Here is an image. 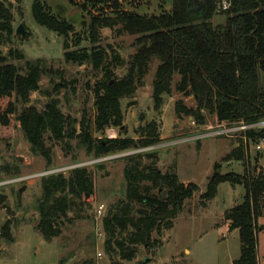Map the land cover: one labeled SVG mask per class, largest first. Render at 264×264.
<instances>
[{
	"label": "rangeland",
	"instance_id": "obj_1",
	"mask_svg": "<svg viewBox=\"0 0 264 264\" xmlns=\"http://www.w3.org/2000/svg\"><path fill=\"white\" fill-rule=\"evenodd\" d=\"M88 1L93 2L46 0L54 14L74 24L75 32L82 36L79 47L90 52L93 47L102 51L105 61L98 67L92 62L76 64L65 60L63 37L36 23L32 14L33 0H7L12 5L14 35L8 39L3 34L0 51L21 74L27 73V64H36L38 61L43 72L38 89L31 92L27 99L14 96L13 125L7 128L0 123V178L36 175L51 170L69 176L74 167L80 165L90 172L95 193L93 197H87L85 205L74 199L69 221L64 220L61 226V235L51 237L44 236L37 229L40 221L38 200L42 192L41 177L0 188V264H229L230 256L240 257L241 240L239 232L230 231L226 225L225 211L244 201L245 190L241 186L233 187L230 183H224L209 203L202 202L201 195L207 189L215 165L219 166L223 174H242L249 165L250 168L264 171V166L260 164L264 160V148L257 151L254 147L256 142L246 140L243 132L235 137L183 141L189 136L207 132L205 130L208 128L217 127L216 117L204 111L205 127L198 125V120L192 117H178L177 102L183 101L188 107L195 106L193 96L185 97L176 91V84L180 80L178 75L174 76L171 93L156 103L153 85L160 65L157 58L150 62L146 75L136 84L137 90L133 96L122 99V125L107 127L96 133L95 91L106 82L108 71L113 73L110 84L127 76L129 62L138 50L137 40L141 36L124 32L120 26L112 29L106 27L97 31L98 41L94 44L90 28L92 15L113 16L117 8L140 15H159L162 11H171L172 0H119L118 5L113 0V3L104 4L96 0L95 6ZM225 21V15L220 14L212 22L219 26L224 25ZM21 24L28 35L16 33ZM76 38L75 35L70 36L72 51L80 49L74 46ZM16 53H20L23 58H17ZM117 55L124 61L122 65L115 62ZM259 78L263 85V72H259ZM6 103L7 100L0 101V106ZM51 104H57L62 113L77 122L74 126L76 130L83 118L90 121L92 132L98 140L111 139V136L114 137L112 139H138V131L153 123L157 126L158 143L101 156L107 158L97 164H88L100 158L89 153L77 135L60 142L48 132L44 141L52 151V164L49 166L43 157L31 152V144L18 117L27 108L43 112ZM141 115H144L143 119H140ZM240 146L246 154L242 162L224 161ZM149 153L157 154V166L164 173L174 169L181 182L193 183L199 187V191L186 201L183 211L174 221L173 229L164 231L161 236L153 234L154 240L159 241L160 245L150 249L139 245L137 250L135 248V258L125 261L116 252H107L103 219L114 204L126 200L124 170L128 159ZM143 162L150 164L152 160L145 157ZM21 189H24L22 193ZM100 206H104L102 216L98 213ZM7 225L11 240L3 237ZM129 232L126 231L122 237L127 238Z\"/></svg>",
	"mask_w": 264,
	"mask_h": 264
},
{
	"label": "trees",
	"instance_id": "obj_2",
	"mask_svg": "<svg viewBox=\"0 0 264 264\" xmlns=\"http://www.w3.org/2000/svg\"><path fill=\"white\" fill-rule=\"evenodd\" d=\"M66 1L72 3L74 0ZM226 1L229 4L227 9H223V0H205L206 5L201 10L191 7L189 0H172L171 11L165 10L159 15H140L118 8L113 11V16L92 15L90 28L94 44L98 41L97 31L106 27L112 29L120 26L124 32L141 36L137 40L138 50L129 62L127 76L110 84L113 73L108 71L106 82L95 91L96 133L107 127L122 125L121 101L133 96L137 90L136 84L146 75L154 58L160 61L153 85L155 102L160 103L164 95L171 93L176 75L180 77L176 91L194 98L195 106L192 107L183 101L177 102L178 117H192L204 127V111L215 115L217 125L252 124L264 119V83L261 85L259 78V72L264 73V0ZM88 2L95 6L96 0ZM113 2L119 4V0ZM11 7L7 0H0L2 39L3 34L8 39L14 35ZM85 10L88 11V8ZM32 14L38 25L63 37L67 62H92L96 67L104 63L102 51L96 47L91 52L79 47L82 36L75 32L74 24L54 14L46 0H33ZM220 14L225 15L226 22L215 26L212 21ZM72 35L77 37L74 46L80 49L71 50ZM16 57L23 58L20 53H16ZM114 60L121 65L124 63L118 55ZM27 70L26 74H21L0 51V101L7 100L6 104L0 106V123L4 127L13 125L14 96L27 99L39 87L43 72L39 61L27 64ZM18 120L31 144V152L43 157L49 166L52 164V151L44 141L48 132L60 142L77 135L85 149L99 158L158 143L157 126L153 123L138 131V139L119 137L98 140L92 132L90 121L83 118L76 130L74 126L77 122L62 113L57 104L49 105L43 112L27 108ZM246 136L250 143H257L264 138V129L248 131ZM145 157L152 162L145 164ZM245 157V151L240 146L224 161H243ZM157 158V154L149 153L128 159L124 170L126 200L114 204L103 219L107 252L114 251L125 261L135 258L139 245L149 249L160 245L153 234L161 236L164 231L173 229L174 221L183 211L186 201L199 191L197 185L181 182L174 169L164 173L157 166ZM218 167L215 165L201 200L204 203L213 200L224 183L244 187V201L225 213V222L229 224L230 231L239 230L241 240V256L232 264H259L258 219L264 216V171L246 166L243 174H223ZM16 177L19 175L11 178ZM41 180L37 229L44 236L59 237L64 220L69 221L72 201L78 199L81 205L87 204V196L93 197L95 193L94 182L86 168H76L69 176L59 173ZM126 231H130L129 236L124 238L122 236ZM3 237L12 239L9 225Z\"/></svg>",
	"mask_w": 264,
	"mask_h": 264
},
{
	"label": "built area",
	"instance_id": "obj_3",
	"mask_svg": "<svg viewBox=\"0 0 264 264\" xmlns=\"http://www.w3.org/2000/svg\"><path fill=\"white\" fill-rule=\"evenodd\" d=\"M229 7V4L227 3L226 0L223 1V9H227ZM195 124V123H194ZM264 129V119L260 120L257 123H252V124H246L244 122H240V123H235L233 125H217V127L213 128H208L207 132H202V133H198L196 135H192L189 136L187 139L183 140H200L202 138L205 137H235L238 133L243 132L245 134V139L248 140V137L246 136V133L248 131H255V132H259L261 130ZM110 138H114L113 136H111ZM254 145V144H253ZM254 147L257 149V151H261L264 148V138L260 139L256 145H254ZM107 157H103L100 159H96L92 162H89L88 164H97L101 161H104ZM76 168H81L80 165H77L76 167H74V169ZM59 173V172H58ZM61 173V172H60ZM56 174L55 171H45L42 172L40 174H36V175H29V176H19L16 178H9V179H4L0 181V188L4 187V186H9L12 184H20L23 182H26L28 180H31L35 177H47L50 175ZM103 210H104V206H100V209L98 210V213L100 216L103 215Z\"/></svg>",
	"mask_w": 264,
	"mask_h": 264
},
{
	"label": "crops",
	"instance_id": "obj_4",
	"mask_svg": "<svg viewBox=\"0 0 264 264\" xmlns=\"http://www.w3.org/2000/svg\"><path fill=\"white\" fill-rule=\"evenodd\" d=\"M224 1V0H223ZM170 4H171V2H170ZM161 7V6H160ZM161 9V8H160ZM216 17V16H215ZM214 17V18H215ZM226 22V21H225ZM236 149V148H235ZM234 149V150H235ZM233 150V151H234ZM236 161H239V162H242L241 160H230V162L231 163H233V162H236ZM249 161H250V159H249ZM261 162H262V160H261ZM262 166H264V160H263V162L262 163H260ZM250 166V165H249ZM244 173V172H243ZM242 173V174H243ZM222 186V185H221ZM221 186L219 187V189L221 188ZM233 186V185H232ZM233 187H236V186H233ZM242 187V186H241ZM219 189H218V191H219ZM243 189H244V187H243ZM245 190V189H244ZM218 194V193H217ZM244 196H245V194H244ZM209 203V202H208ZM240 205V204H239ZM233 208V207H232ZM231 209V208H230ZM229 210V209H228ZM227 211V210H226ZM226 211H225V213H226ZM226 224V223H225ZM227 226H228V228H229V224L227 223L226 224ZM258 226L260 227V230H259V232H258V259H259V264H264V218L263 217H260L259 219H258ZM230 230V229H229ZM233 231H235V230H233ZM238 232H239V230H237ZM239 236H240V233H239ZM237 255V254H236ZM241 256V255H240ZM231 258H230V262H229V264H232L234 261H236L237 259H239V258H234L235 256H230ZM238 257V256H237Z\"/></svg>",
	"mask_w": 264,
	"mask_h": 264
},
{
	"label": "water",
	"instance_id": "obj_5",
	"mask_svg": "<svg viewBox=\"0 0 264 264\" xmlns=\"http://www.w3.org/2000/svg\"><path fill=\"white\" fill-rule=\"evenodd\" d=\"M189 5L193 8H197L198 10H201L205 7L206 2H205V0H189ZM16 33L19 35H22V36L28 35V32L26 31L23 24H21L18 27V29L16 30ZM143 118H144V115H141L140 119H143ZM23 190L24 189H21L20 193H22ZM87 197H89V196H87ZM48 239H49V237H48Z\"/></svg>",
	"mask_w": 264,
	"mask_h": 264
}]
</instances>
